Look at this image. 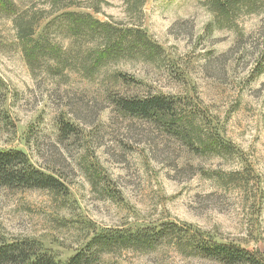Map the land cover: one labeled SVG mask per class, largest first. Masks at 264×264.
Wrapping results in <instances>:
<instances>
[{
    "label": "rangeland",
    "instance_id": "374dc122",
    "mask_svg": "<svg viewBox=\"0 0 264 264\" xmlns=\"http://www.w3.org/2000/svg\"><path fill=\"white\" fill-rule=\"evenodd\" d=\"M78 1L70 12L141 30L155 50L95 63L92 38L51 24L60 51L28 64L0 10V151H23L65 187L0 188V246L34 240L60 262L83 250V264H220L169 238L144 251L88 248L95 233L168 223L264 264V0L229 22L204 0H146L140 21L121 0ZM156 95L174 103L167 127L113 103Z\"/></svg>",
    "mask_w": 264,
    "mask_h": 264
},
{
    "label": "trees",
    "instance_id": "16d2710c",
    "mask_svg": "<svg viewBox=\"0 0 264 264\" xmlns=\"http://www.w3.org/2000/svg\"><path fill=\"white\" fill-rule=\"evenodd\" d=\"M34 1L31 0L28 8L20 9L12 0H0V10L9 11L16 39L28 64L37 60L38 56L55 57L60 51L49 41L46 34L51 24L63 28L72 39L92 38L94 45H97L91 54L95 63L118 56L124 51L143 56L155 50L154 45L141 30L118 29L96 20L90 14L70 12V8L79 7L78 0H43L44 6L40 9H35ZM121 1L128 17L140 21L146 0ZM204 4L212 14L229 22L240 12L256 13L257 0H204ZM90 9L94 13H99L98 6ZM58 13L57 18H53L40 32H36L43 20ZM113 103L121 114L156 121L166 127L175 109L172 99L162 95L145 98L118 97L114 98ZM0 188L38 189L58 194L65 192L63 184L53 175L36 169L23 151L14 149L0 151ZM167 238L176 239L178 243L185 242L190 253L220 264H259L256 260L257 253L248 252L233 244L218 243L202 235L190 236L183 229L168 223L136 231L95 233L88 248L95 247L104 252L115 247L144 251L152 249L160 239ZM83 262V250L68 261L60 262L34 240L15 241L0 246V264H83Z\"/></svg>",
    "mask_w": 264,
    "mask_h": 264
}]
</instances>
